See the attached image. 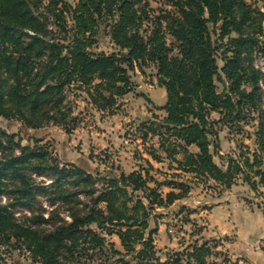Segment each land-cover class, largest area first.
Listing matches in <instances>:
<instances>
[{"label": "trees", "instance_id": "1", "mask_svg": "<svg viewBox=\"0 0 264 264\" xmlns=\"http://www.w3.org/2000/svg\"><path fill=\"white\" fill-rule=\"evenodd\" d=\"M140 1L0 0L1 118L71 133L77 122L67 102L70 90L114 115L134 90L130 73L152 65L166 92L158 107L164 114L140 129L145 140H157L145 150L150 158L167 160L175 171L158 179L143 158L145 164L129 172L91 173L75 163L60 165L39 140L23 145L18 133L0 127L3 252L23 249L39 264H93L96 258H102L98 264H240L228 257L207 261L206 242L161 260L149 223L157 208L186 198L197 180L222 192L241 178L264 211V73L253 65L255 52L264 54V0L261 8L246 0H166L173 10L155 17ZM101 31L113 51L94 50ZM251 112L259 114L254 149L221 155L217 126L241 131ZM49 175V183L37 181ZM37 197L46 199L48 215L43 206L33 207ZM57 204L66 206L68 220ZM18 209L28 215L18 218ZM111 235L122 250L107 240Z\"/></svg>", "mask_w": 264, "mask_h": 264}, {"label": "rangeland", "instance_id": "2", "mask_svg": "<svg viewBox=\"0 0 264 264\" xmlns=\"http://www.w3.org/2000/svg\"><path fill=\"white\" fill-rule=\"evenodd\" d=\"M66 1L75 5L78 0ZM246 1L252 7L261 8L262 0ZM138 6L144 9L150 17L159 15L161 11L173 10L166 0H141ZM149 27L150 22L145 21L143 28ZM100 34V39L94 50L113 51L114 47L110 43L108 35L103 31ZM263 56L264 54L261 52H255L253 56V65L258 69L264 68ZM218 63L221 65L220 60ZM130 74L134 90L121 99V109L114 115L98 112L85 100L83 92L76 89L70 90L67 102L77 122L71 133H66L62 127L53 124L39 129H29L19 121L6 120L1 117L0 127L9 133H18L22 137L23 145L33 146L34 139L39 140L38 144L45 146L60 165L75 163L91 173L105 172L116 167L129 172L144 165L143 158H149L155 170H158V172H152L154 176L158 179L164 178L165 174L167 177H171L175 171L169 168V162L165 160L163 164L157 163L145 151L152 142L156 144V138L151 139L147 136L145 140L142 137L144 131L140 129L142 122L163 116V111L158 108L156 103L161 105L166 103L165 89L157 85L156 70L152 65L143 67V71L136 69ZM212 117H215V114H212ZM248 121L241 125V131H238L236 127L229 128L221 124L217 126L221 155L235 156L240 152H247V150L251 152L254 149V132L259 122V114L257 112L249 113ZM213 158L215 162L222 164L218 155H214ZM51 178L50 175L43 176L37 181L49 183ZM162 191H167V188H163ZM80 198L87 200L83 195ZM221 200H228L230 204L243 201L244 207H248L250 211L257 209L262 211L261 199L241 178H237L231 188L222 192H219L211 181L206 183L200 180L192 181V189L186 198L177 201L168 209L157 208L153 213L154 217L150 220L149 229L156 230L154 234L155 246L161 260H164L167 253L173 250H181L191 244L201 245L206 242V246L211 250V255L205 257L207 261H221L224 257H228L231 261H237L240 264H253L251 260H243L241 256L239 258L240 253L235 252L238 248L235 247L238 243H235L237 240L234 239L236 227H233L234 231L232 227H230V231L220 227L227 222L220 221L219 223L216 221L219 218L212 223L209 222L210 209ZM46 202L45 198L37 197L33 207L37 209L43 206L46 208L45 214L48 215L51 208L43 205ZM57 209L61 217L69 219L65 205L57 204ZM25 215H28L25 211H19L17 217L22 219ZM187 217L189 220L185 221ZM106 238L114 243L115 248L122 250L116 235ZM241 241L246 247L264 252V237L254 240L253 243L248 238ZM231 242L235 245L229 248ZM100 262H102V258H96L93 264ZM0 264L39 263H33L28 252L23 249L5 253L0 247Z\"/></svg>", "mask_w": 264, "mask_h": 264}, {"label": "crops", "instance_id": "3", "mask_svg": "<svg viewBox=\"0 0 264 264\" xmlns=\"http://www.w3.org/2000/svg\"><path fill=\"white\" fill-rule=\"evenodd\" d=\"M156 105H158V107L163 106L160 103H156ZM191 149L195 150L193 146ZM163 163L164 162H161V164ZM231 217L235 218L231 219ZM215 219H217L216 221L219 223L220 221L227 222L223 223V226H220L226 230H229L230 227H236L235 231V228H233L236 235V237L233 238L237 240L235 243H238L237 246H235L238 247L235 252L240 253L239 258L242 257L243 260H251V263L253 264H264V252L246 247L241 241L248 238V240L253 243L254 240L264 237L263 210L261 211L260 209H257L250 211L248 207H244L243 201L230 204L228 200H221L216 202L209 212V222L212 223ZM234 245L233 243L231 245L229 244V248Z\"/></svg>", "mask_w": 264, "mask_h": 264}, {"label": "built area", "instance_id": "4", "mask_svg": "<svg viewBox=\"0 0 264 264\" xmlns=\"http://www.w3.org/2000/svg\"><path fill=\"white\" fill-rule=\"evenodd\" d=\"M262 58L264 60V56ZM260 71L264 73V68L260 69Z\"/></svg>", "mask_w": 264, "mask_h": 264}]
</instances>
